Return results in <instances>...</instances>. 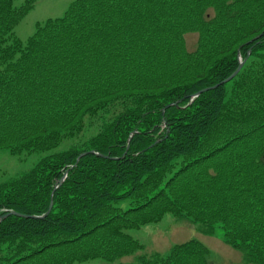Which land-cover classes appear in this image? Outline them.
Instances as JSON below:
<instances>
[{
  "label": "trees",
  "instance_id": "1",
  "mask_svg": "<svg viewBox=\"0 0 264 264\" xmlns=\"http://www.w3.org/2000/svg\"><path fill=\"white\" fill-rule=\"evenodd\" d=\"M15 1L0 0V150L44 155L0 176V215L23 214L0 221V264L113 261L168 213L219 223L264 264V0H74L25 41L35 0ZM137 259L215 264L197 239Z\"/></svg>",
  "mask_w": 264,
  "mask_h": 264
},
{
  "label": "rangeland",
  "instance_id": "2",
  "mask_svg": "<svg viewBox=\"0 0 264 264\" xmlns=\"http://www.w3.org/2000/svg\"><path fill=\"white\" fill-rule=\"evenodd\" d=\"M73 1L35 0L34 7L15 27L14 34L25 41L35 32L37 23L44 22L48 18L63 16ZM25 2L26 0H16L15 5L21 6ZM197 40V33L186 34L188 50L196 49ZM77 141H79L78 138H72L65 141L60 148H66L71 142ZM43 155L42 152L29 153L27 151L14 155L8 150L2 149L0 150V176L3 179L28 171ZM203 225L200 222H192L188 217L168 213L158 222L147 223L139 228L128 230V233L142 244V248L133 253L113 261L97 258L73 264H138L137 257L139 255L160 254L166 256L172 246L189 239H197L205 244L210 249V258L215 264H253L246 259L243 251L226 243L223 229L219 223L215 224L216 230L213 235H206L203 232Z\"/></svg>",
  "mask_w": 264,
  "mask_h": 264
},
{
  "label": "water",
  "instance_id": "3",
  "mask_svg": "<svg viewBox=\"0 0 264 264\" xmlns=\"http://www.w3.org/2000/svg\"><path fill=\"white\" fill-rule=\"evenodd\" d=\"M243 64H244V60H242L241 57H239V66L237 67V69H236V70H235L230 76H228L227 78H225L224 80H222L221 82H219V83L216 84V85H213V86H210V87H206V88H204V89L198 91L194 96H198V95L201 94L202 92L208 91V90H210V89H214V88L218 87L220 84H225L226 82H229L230 80H232V79L237 75V73H238V72L240 71V69L242 68ZM180 101H181V100H180ZM174 104H175V103L172 102V103H170L169 105H174ZM93 152H94V150H91V151H88V152H82V153L79 154V156L77 157V161H79V159L81 158V156H83V155H85V154H87V153H93ZM77 161H76V162H77ZM65 174H67V172H66ZM52 199H53V195H52ZM52 206H53V200L51 201V204H50V207H49L48 211H47L44 215H42V216L30 215L29 217H33V218H42V217H44V216H46L47 214L50 213V211H51V209H52ZM12 213H14V214H18V215H23V214H20V213H17V212H9V213H7V214H2V215H0V221H2L3 218H6L7 216H9V215L12 214ZM24 216H26V215H24Z\"/></svg>",
  "mask_w": 264,
  "mask_h": 264
}]
</instances>
